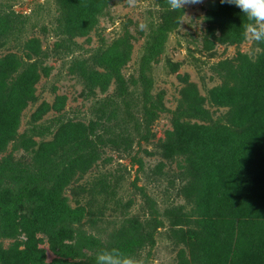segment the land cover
<instances>
[{
  "label": "rangeland",
  "instance_id": "1",
  "mask_svg": "<svg viewBox=\"0 0 264 264\" xmlns=\"http://www.w3.org/2000/svg\"><path fill=\"white\" fill-rule=\"evenodd\" d=\"M243 19L221 0H0V244L23 248L24 223L47 264H209L208 178L231 173L264 69Z\"/></svg>",
  "mask_w": 264,
  "mask_h": 264
},
{
  "label": "trees",
  "instance_id": "2",
  "mask_svg": "<svg viewBox=\"0 0 264 264\" xmlns=\"http://www.w3.org/2000/svg\"><path fill=\"white\" fill-rule=\"evenodd\" d=\"M243 20L247 22L246 17ZM247 88V104L235 116L239 123L251 124L244 131L245 141L237 156H230L231 173L208 178L205 204L210 208L214 203L217 220L207 248L209 264H264V209L247 207L254 194L264 199V69L252 72ZM1 215L2 221H8L10 210H2ZM22 230L24 247L18 248L16 241L7 247L0 244V264H47L32 231L24 223Z\"/></svg>",
  "mask_w": 264,
  "mask_h": 264
},
{
  "label": "clouds",
  "instance_id": "3",
  "mask_svg": "<svg viewBox=\"0 0 264 264\" xmlns=\"http://www.w3.org/2000/svg\"><path fill=\"white\" fill-rule=\"evenodd\" d=\"M201 0H167L172 11L183 10L187 4H197ZM233 4L241 10L243 22L242 36L249 41L264 43V0H221ZM182 22V20L180 21ZM96 264H140L118 248L101 249L96 255Z\"/></svg>",
  "mask_w": 264,
  "mask_h": 264
}]
</instances>
